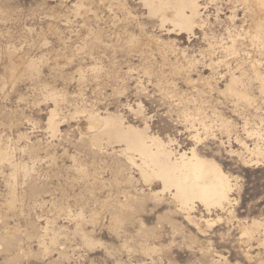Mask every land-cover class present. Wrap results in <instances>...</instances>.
Listing matches in <instances>:
<instances>
[{"label": "rangeland", "instance_id": "rangeland-1", "mask_svg": "<svg viewBox=\"0 0 264 264\" xmlns=\"http://www.w3.org/2000/svg\"><path fill=\"white\" fill-rule=\"evenodd\" d=\"M112 1L0 0V144L30 173L0 164V264H264V161L250 162L240 143L264 147V44L250 43L243 0L203 2L206 25L194 35L170 34L143 0H121L123 9ZM13 51L24 66L37 62L34 76L6 75ZM233 74L235 93L227 88ZM52 89L65 94L55 135ZM81 108L147 124L178 155L196 148L230 178L232 203L183 210L174 191L145 182L118 154L122 145L91 147L86 118L75 115ZM115 216L123 227L114 228Z\"/></svg>", "mask_w": 264, "mask_h": 264}, {"label": "bare ground", "instance_id": "bare-ground-1", "mask_svg": "<svg viewBox=\"0 0 264 264\" xmlns=\"http://www.w3.org/2000/svg\"><path fill=\"white\" fill-rule=\"evenodd\" d=\"M116 1L115 2L112 1V3H116ZM118 1L120 2L119 6L121 7V9H123L122 8L123 7L122 1L121 0H118ZM118 1H117V3H118ZM143 1H144L145 6L149 10V15H150L149 17L156 18L158 20V22L160 23V26L162 28L170 26V29H171V30H169L170 34H174V32H177V33H179V35H181V34L194 35L196 30H198V29L202 30L204 28V26L206 25V21L202 19L203 18L202 17L203 16L202 10H207V2L203 3L206 0H143ZM243 3H244V6H246L245 8H247L249 15H250L249 20H247V23L248 22L250 23V30L249 31L247 30L248 32H246V34L250 35V38H251L250 43H251V45H255V44L256 45H263L264 44V0H243ZM125 4H126V2H125ZM105 6H106V4H105ZM109 7H111V6H109ZM111 8H113V6ZM125 8H126V6H125ZM121 9H120V11H121ZM112 10H109V11H112ZM116 11H117V7H116ZM120 11H117V12H120ZM113 12H115V11H113ZM113 12H110V13H113ZM235 17L236 16L234 14V15H232L231 19L234 20ZM94 23H95V21H94ZM141 30H143V29H141ZM127 32H130V31H127ZM96 38H97V36H96ZM96 38H95V40H96ZM129 38L128 39L131 40L132 42L136 41V36L133 35L132 33H130ZM241 40H242L241 36H237V38H234L233 41H231L232 45L229 47L227 46V48H226L227 53L230 55H233V54L236 55V53L238 52L237 51L238 46H239V44L241 45V43H240ZM154 41L152 39H148V43H155ZM222 48H223V46H222ZM212 49H213V45L210 44V50L208 48V50H206L205 52L204 51H202V52L203 53H207V52L209 53V52H211ZM82 50H83V48H82ZM89 50H90V48H89ZM78 53H80V52H78ZM14 54L15 53L13 51V54L11 55V57H9L10 58L9 61L7 59L8 64L6 65V67H7L6 75L8 73L10 75V77L15 78L16 72L19 69L26 70L27 71L26 73L29 72V74H28L29 76L30 75L34 76V74L37 73V71L39 70V68L37 66V62L33 61L30 63V65L25 63L28 66H24V63H22V61H19L18 59H17L18 60L17 61L15 59L18 56L16 54H15L16 55L15 56ZM21 60H23V59H21ZM258 62L253 61V67H255L256 69H258V65H259ZM212 63H213V61H212ZM212 63L210 64V67H211ZM226 63H228V62L226 61ZM256 72H257L258 76H260L258 71H256ZM39 76H37V77H39ZM188 82H189V80H188ZM238 83H239V79L233 74L231 81H230V84L227 87L228 90L235 93ZM236 95L241 100H245V101H247V103L250 102L249 96L245 92H239V93H236ZM47 97L51 98V100H53L55 102L56 108L50 112V117L48 119L49 130H51L50 132H52L53 135H55L56 133L59 132V122H58V116L59 115H58V111H57L58 110L57 104H58V101L60 98L65 97V94L64 93L62 94L61 92L57 91L56 89H52L51 91L48 92ZM75 115H83L86 118V120L81 123V126H82L83 133L89 135L87 137L88 139L87 138L86 139H87V142L90 144L91 147L100 149L103 147L105 142L107 145H114V144L122 145L124 147V149H121L118 154L120 156H122L123 158H125L126 161H128L130 164H132L133 166L137 167L140 170L141 176L145 180V182H151V181L158 180L162 184L165 191L166 190L170 191V192L174 191L173 197H175L177 199V201L182 206L183 210L184 209L189 210L190 207L196 201H200L206 207H210V206L219 207L223 211L226 210L227 206L232 203L233 199H231V194L233 192V184H231L230 178L228 177V175H226L222 171L220 166L214 160H209L207 158L201 157L198 154V152L196 151V148H192L190 153L184 152V153H181L178 155V154L173 152L172 148L170 149V147H169L170 144H167L161 137L149 134V125L146 124V126L144 128H141V127H138V126H135L132 124H126V122H125L126 120L122 117V115L120 116V115H117L115 113H111L109 111H107L105 113V115H102L100 113L94 112L93 110L81 108V109H76ZM195 138H200V135L196 134ZM171 142H172V140H170V143ZM0 143H1V141H0ZM240 143L242 144L241 146L245 147L248 150V152H249L248 154L251 155L250 162H254V163L259 164L258 162L264 161V147H260L257 145L254 148H250L247 146V144L243 143V141ZM9 147H4V146H2V144H0V164H4V163L9 162L10 166H12V168L15 169L14 172L16 174L20 173V171H23L24 176H29L30 173H29L28 168L26 169L24 167L25 165L24 166L22 165L24 162L22 164H20V163L13 164V162L11 160V158L13 156H11L12 154L10 153V151L8 149ZM114 151H116V150H114ZM136 156L139 158V160L135 159ZM18 159H19V157H18ZM137 161H140L141 163L138 164ZM250 162H248V163H250ZM27 167H29V166H27ZM16 192H15V188H14L12 190L13 198L9 202V204L11 206L14 205L15 199L17 197ZM158 195L159 194H155V196H157V197H158ZM160 195H161V193H160ZM157 200H158V198H157ZM127 206H128V208H130L129 205H127ZM189 211H191V209ZM128 215H129V213H128ZM130 216L127 218H130ZM190 217H189V219H190ZM123 222L125 223L124 219L122 217L118 216L114 219V223H112V224H114V226H115L114 228L118 229V228H121ZM250 228H252V227H250ZM50 238H51V236H50ZM84 238L85 239H83V240H85V242L88 246H94L95 241L93 239H91L90 237H86V236H84ZM57 239L58 238H56V236H55L52 238L51 242L55 243ZM40 244H41V242H40ZM62 255H66V252L63 251Z\"/></svg>", "mask_w": 264, "mask_h": 264}]
</instances>
